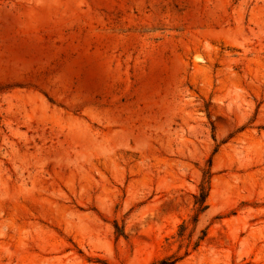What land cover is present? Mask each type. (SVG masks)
Returning a JSON list of instances; mask_svg holds the SVG:
<instances>
[{"label": "rangeland", "instance_id": "374dc122", "mask_svg": "<svg viewBox=\"0 0 264 264\" xmlns=\"http://www.w3.org/2000/svg\"><path fill=\"white\" fill-rule=\"evenodd\" d=\"M264 264V0H0V264Z\"/></svg>", "mask_w": 264, "mask_h": 264}, {"label": "trees", "instance_id": "16d2710c", "mask_svg": "<svg viewBox=\"0 0 264 264\" xmlns=\"http://www.w3.org/2000/svg\"><path fill=\"white\" fill-rule=\"evenodd\" d=\"M160 264H168V263H166V262H162V263H160Z\"/></svg>", "mask_w": 264, "mask_h": 264}]
</instances>
